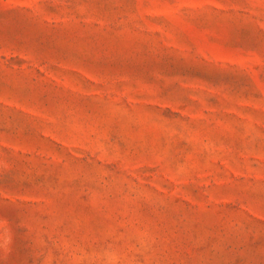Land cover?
I'll list each match as a JSON object with an SVG mask.
<instances>
[{
    "label": "rangeland",
    "instance_id": "1",
    "mask_svg": "<svg viewBox=\"0 0 264 264\" xmlns=\"http://www.w3.org/2000/svg\"><path fill=\"white\" fill-rule=\"evenodd\" d=\"M0 264H264V0H0Z\"/></svg>",
    "mask_w": 264,
    "mask_h": 264
}]
</instances>
